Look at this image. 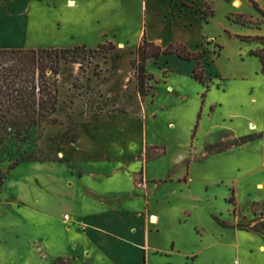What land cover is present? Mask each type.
Wrapping results in <instances>:
<instances>
[{"label": "rangeland", "instance_id": "rangeland-1", "mask_svg": "<svg viewBox=\"0 0 264 264\" xmlns=\"http://www.w3.org/2000/svg\"><path fill=\"white\" fill-rule=\"evenodd\" d=\"M253 1L258 8L249 0H173L197 18L187 31L159 26L161 0L69 7L27 0L0 14L3 48L115 46L105 58L61 63L57 123L0 145V264L58 261L45 253L40 228L46 207L62 216L67 206L46 194L43 181L70 175L79 178L82 209L92 207L84 203L91 194L105 209L158 216L147 225L142 264H264V73L256 55L264 52V0ZM144 33L163 47L148 33L184 37L173 42L206 51L208 88L190 78L186 64L165 68L159 57L146 63L153 79L140 97L129 61ZM15 161L21 168L9 176ZM61 226L54 219L53 236ZM67 238L80 251L67 264H106L98 249L82 252L80 229Z\"/></svg>", "mask_w": 264, "mask_h": 264}, {"label": "trees", "instance_id": "trees-1", "mask_svg": "<svg viewBox=\"0 0 264 264\" xmlns=\"http://www.w3.org/2000/svg\"><path fill=\"white\" fill-rule=\"evenodd\" d=\"M249 1L258 8L253 0ZM209 15H212L211 11ZM206 18V10H203L202 19L205 22ZM114 49L111 42L99 44L96 49H87L85 45L72 48H0V145L11 139L26 140L35 126L57 123L53 114L57 110V78L61 63H81L98 56L105 58L106 53ZM132 53L129 64L134 68L136 90L140 97L147 94V81L153 79L146 72L147 61L162 56L173 55L179 60L194 62L190 78L202 86H209L211 78L205 74L201 63L206 51H192L186 42H172L163 47L147 40L144 33ZM256 55L264 73V52ZM19 164L18 161L13 162L8 171ZM3 178L1 175L0 184ZM262 228L264 232V221ZM54 264L67 262L59 259Z\"/></svg>", "mask_w": 264, "mask_h": 264}, {"label": "crops", "instance_id": "crops-1", "mask_svg": "<svg viewBox=\"0 0 264 264\" xmlns=\"http://www.w3.org/2000/svg\"><path fill=\"white\" fill-rule=\"evenodd\" d=\"M26 1L27 0H0V14L7 12L13 7H19V5ZM39 1L46 2L45 4L47 6H57V4L61 2L65 7H69L68 1L70 0H67L66 4L65 0ZM161 1L165 3V6L156 17L159 26L164 27L165 30L171 31L172 28L176 27L177 29L179 28L183 31H187V25L192 20L197 19L189 13H182V11L178 9L177 3L172 5L171 2L173 0ZM80 2L81 0H73L72 4L73 6H76ZM147 37L150 40L159 41L163 45H167L176 40H187L184 37H169L168 39L161 40L156 39L150 33H148ZM4 44L6 45V43L0 44V48H3L1 45ZM190 45L197 46V42ZM160 61L162 62L160 64L165 68L169 66L168 64L170 62L173 64H186L188 74H190V71L194 66V62L182 61L173 55L163 56L158 59V62ZM212 63L213 62L210 64ZM210 64L206 65V72L212 75L213 73L210 71ZM18 168H21V166H16L10 170L9 176L13 175ZM7 180H5V183ZM77 180H79V178L76 179L75 176L70 175L59 181H55V179L51 177L46 178L43 181V189L46 194L48 196L50 194V197L52 198L55 197L57 204L67 206L66 208H61L63 211L61 212L63 213L62 216H60L59 212L55 216L53 208L46 207L44 209L46 216L45 219H43L44 225L41 226L40 229L42 232L41 234L43 235V248H45V253L48 255V258L51 260H65L69 257V259L72 260L75 256V259L78 260L80 258L78 256L80 251L77 250L79 245L75 241H70L67 237L80 229L83 232L86 241V247L82 250L83 253L86 252V254H88L86 257L91 255L90 246L92 249L95 248L100 251V254L103 257L102 260L106 264H142L143 257L145 256L146 258L147 255V225L152 224L149 222L148 217L151 215L156 217L157 221L155 224H157L158 216L155 214H149L146 218L143 214H136L132 211L128 212L122 209L112 211L109 208L105 209L107 203L96 200L95 195L91 194L84 196V203L87 206L91 205L92 207L82 209L80 206V198L74 189ZM23 186L24 184L21 182L19 187ZM105 198L108 200L111 197ZM54 219L60 221L62 225L61 227H58V231L60 232L58 233V236H53ZM43 228H45L46 231H44Z\"/></svg>", "mask_w": 264, "mask_h": 264}, {"label": "bare ground", "instance_id": "bare-ground-1", "mask_svg": "<svg viewBox=\"0 0 264 264\" xmlns=\"http://www.w3.org/2000/svg\"><path fill=\"white\" fill-rule=\"evenodd\" d=\"M72 1H73V0L68 1V5H69V6H72V5H73V4H72ZM257 188L260 189V188H261V185H257ZM148 220H149V222L152 223V224H155L156 221H157L156 217H154L153 215L149 216V217H148Z\"/></svg>", "mask_w": 264, "mask_h": 264}]
</instances>
